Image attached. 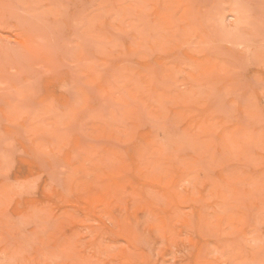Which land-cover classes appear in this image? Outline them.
Here are the masks:
<instances>
[{
    "label": "rangeland",
    "instance_id": "obj_1",
    "mask_svg": "<svg viewBox=\"0 0 264 264\" xmlns=\"http://www.w3.org/2000/svg\"><path fill=\"white\" fill-rule=\"evenodd\" d=\"M0 264H264V0H0Z\"/></svg>",
    "mask_w": 264,
    "mask_h": 264
}]
</instances>
